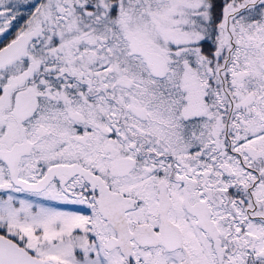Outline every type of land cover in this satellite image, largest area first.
I'll use <instances>...</instances> for the list:
<instances>
[{"label":"snow or ice","instance_id":"1","mask_svg":"<svg viewBox=\"0 0 264 264\" xmlns=\"http://www.w3.org/2000/svg\"><path fill=\"white\" fill-rule=\"evenodd\" d=\"M0 264H264V0H0Z\"/></svg>","mask_w":264,"mask_h":264}]
</instances>
